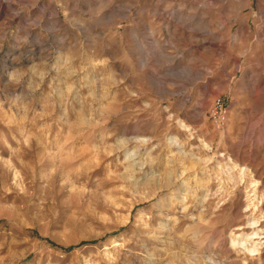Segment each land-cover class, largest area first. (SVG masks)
Listing matches in <instances>:
<instances>
[{
	"label": "rangeland",
	"instance_id": "1",
	"mask_svg": "<svg viewBox=\"0 0 264 264\" xmlns=\"http://www.w3.org/2000/svg\"><path fill=\"white\" fill-rule=\"evenodd\" d=\"M0 264H264V0H0Z\"/></svg>",
	"mask_w": 264,
	"mask_h": 264
},
{
	"label": "built area",
	"instance_id": "2",
	"mask_svg": "<svg viewBox=\"0 0 264 264\" xmlns=\"http://www.w3.org/2000/svg\"><path fill=\"white\" fill-rule=\"evenodd\" d=\"M210 117L217 126L223 122L225 118V109L219 99L213 101L212 107L210 108Z\"/></svg>",
	"mask_w": 264,
	"mask_h": 264
},
{
	"label": "bare ground",
	"instance_id": "3",
	"mask_svg": "<svg viewBox=\"0 0 264 264\" xmlns=\"http://www.w3.org/2000/svg\"><path fill=\"white\" fill-rule=\"evenodd\" d=\"M204 146H205V145H204ZM240 177H241V176H240ZM252 234H254V235H255V234H257V232H253ZM251 240H252V239H251ZM255 243H256V242H252V241H251V248H250V251H253L254 249H256V248H257V247H256V248H254V246H255ZM257 243H258V242H257ZM256 250H257V249H256Z\"/></svg>",
	"mask_w": 264,
	"mask_h": 264
}]
</instances>
